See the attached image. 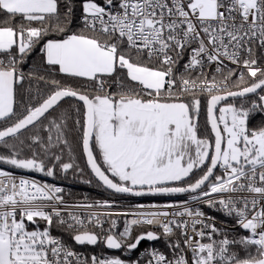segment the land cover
Listing matches in <instances>:
<instances>
[{"label": "snow or ice", "instance_id": "snow-or-ice-1", "mask_svg": "<svg viewBox=\"0 0 264 264\" xmlns=\"http://www.w3.org/2000/svg\"><path fill=\"white\" fill-rule=\"evenodd\" d=\"M262 62L264 0H0V166L113 197L0 167V264H264Z\"/></svg>", "mask_w": 264, "mask_h": 264}, {"label": "built area", "instance_id": "built-area-1", "mask_svg": "<svg viewBox=\"0 0 264 264\" xmlns=\"http://www.w3.org/2000/svg\"><path fill=\"white\" fill-rule=\"evenodd\" d=\"M232 67H235V66L233 65ZM260 119H261L260 116H256L255 119L251 122V125L250 126H256V125H258L260 123L259 122ZM0 167L4 168V170L13 171V174H15V175H25V176H28L30 178L38 179V180H41V181H48V178L43 177V176H40L39 174H36V173H25V172H21V171H18V170L7 169L6 166H0ZM48 182H53V183H56L59 186H62L65 189V192L66 193H70V189H72V187H73L71 183L66 182V181H63V180L48 181ZM85 197H87V196H85ZM85 197H83V199L81 201H83ZM66 199L69 200V202H72V201L78 202L76 199L71 198L70 195H66ZM102 199H113V197L107 196V197H104ZM114 199L118 201L119 207H127L130 203H136V202L143 203V202H140V200L132 199V198L120 199V198L114 197ZM180 199H183V197L169 198V199H165V200L170 201V200H180ZM144 204H147V203H144ZM205 210L206 211H209L207 209H205ZM209 214L216 216V218H217V226L218 227H223L224 225L221 224L220 222L221 221H224L225 224L229 228H233L234 222L231 219H228V218L224 217L220 213H215V212H210L209 211ZM105 227H107V225H105ZM118 228L120 230H122V228H123V218H120V220L118 222ZM241 231L242 230H240L239 228H233L232 234L235 235V234H237V233H239ZM136 234H137L136 232L133 233V235H136ZM153 245L156 248L160 249L161 251H167L166 250V247H165V245H164V243L162 241L153 242ZM147 247H149L148 242H142L141 245L139 246V248L135 252H133V253H127V254H125V253H122V252H114L112 254L119 255V256H121V258L126 259V260L127 259H136L138 257V255H139V253L142 252V251H144V249L147 248ZM77 250L82 251V252H88V251H97L98 252L99 251V248L89 249L87 247L79 248V246H78Z\"/></svg>", "mask_w": 264, "mask_h": 264}, {"label": "trees", "instance_id": "trees-1", "mask_svg": "<svg viewBox=\"0 0 264 264\" xmlns=\"http://www.w3.org/2000/svg\"><path fill=\"white\" fill-rule=\"evenodd\" d=\"M72 27L75 28L76 25L73 24ZM47 38H57V37L50 36ZM34 63L38 65V57H37L36 53H33V55L31 57H29L28 63L23 66L24 71L28 72L33 67ZM262 63H264V62H262ZM24 87H25V89L28 87L27 82L25 83ZM20 91H21V93H23L24 89H21ZM202 120H203V117H202ZM260 120H259V122H260ZM65 159H67V156H65ZM79 162L83 166V161L80 160ZM84 178L87 179V176H85ZM79 180H80V177H77L75 179L72 178L71 183H72L73 187H72V189H70V197L76 199L78 202H80L83 199V197H85V196H87L91 200L102 199V198L108 196V194L106 192H104L100 188H97L95 185L89 186L87 184H82L79 182ZM116 198L128 199L126 197H119V196H117ZM140 202L147 203V204L148 203H163V202H167V200L161 199V198H159V199L146 198V199H141ZM53 235L61 236L65 240V242L69 241L68 235L66 233L62 232L60 229L54 228L53 229Z\"/></svg>", "mask_w": 264, "mask_h": 264}, {"label": "water", "instance_id": "water-1", "mask_svg": "<svg viewBox=\"0 0 264 264\" xmlns=\"http://www.w3.org/2000/svg\"><path fill=\"white\" fill-rule=\"evenodd\" d=\"M126 198H132V199H137V200H141V199H146V198H152V199H169L168 197H141V198H135V197H126ZM172 198H177V197H172Z\"/></svg>", "mask_w": 264, "mask_h": 264}, {"label": "flooded vegetation", "instance_id": "flooded-vegetation-1", "mask_svg": "<svg viewBox=\"0 0 264 264\" xmlns=\"http://www.w3.org/2000/svg\"><path fill=\"white\" fill-rule=\"evenodd\" d=\"M63 180V179H62ZM69 180V181H68ZM63 181H66V182H69V183H71V181H72V177H69L67 180H63ZM72 184V183H71Z\"/></svg>", "mask_w": 264, "mask_h": 264}, {"label": "rangeland", "instance_id": "rangeland-1", "mask_svg": "<svg viewBox=\"0 0 264 264\" xmlns=\"http://www.w3.org/2000/svg\"><path fill=\"white\" fill-rule=\"evenodd\" d=\"M262 64H264V63H262Z\"/></svg>", "mask_w": 264, "mask_h": 264}]
</instances>
